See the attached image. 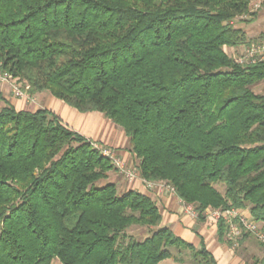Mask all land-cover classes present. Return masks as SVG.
Instances as JSON below:
<instances>
[{"label":"trees","instance_id":"obj_1","mask_svg":"<svg viewBox=\"0 0 264 264\" xmlns=\"http://www.w3.org/2000/svg\"><path fill=\"white\" fill-rule=\"evenodd\" d=\"M251 1L0 0V72L120 126L140 176L166 181L199 218L207 207L248 210L264 232V94L252 89L264 60L239 64L224 50L262 41L234 25L256 18ZM113 169L51 111L6 101L0 264L182 263L184 251L217 264L202 239L163 226L148 195L101 184ZM133 225L150 232L137 239ZM225 229L219 221L221 243Z\"/></svg>","mask_w":264,"mask_h":264},{"label":"crops","instance_id":"obj_2","mask_svg":"<svg viewBox=\"0 0 264 264\" xmlns=\"http://www.w3.org/2000/svg\"><path fill=\"white\" fill-rule=\"evenodd\" d=\"M251 3L258 4V7L255 9L254 7H250L251 11L257 12L256 18L252 22L237 21L235 27L242 28L249 39L260 38L264 40V0H253ZM239 47L240 49L242 48V46L236 48L225 46L224 50L229 54L239 49ZM0 90L4 97V100L0 101L3 102V105L7 101L17 110L47 109L73 131L79 133L89 141L95 142L97 145L112 148L126 164L137 167L138 159L130 151L131 142L129 138L124 134L120 126L112 123L102 113L98 111H79L64 101L53 97L46 91L35 93L33 95L34 101L27 103L19 98L8 95L9 89L5 85H0ZM105 182L115 183L120 193L136 190L148 195L155 201L161 212V224L163 226L169 227L176 235L195 246H198L202 239L206 248L213 254L217 264H220L222 258L226 262V251L216 236V224L211 221L195 219L185 215L175 195L166 191H159L158 189H147L138 181L127 183L114 170L108 172V177L101 181V184Z\"/></svg>","mask_w":264,"mask_h":264},{"label":"built area","instance_id":"obj_3","mask_svg":"<svg viewBox=\"0 0 264 264\" xmlns=\"http://www.w3.org/2000/svg\"><path fill=\"white\" fill-rule=\"evenodd\" d=\"M250 7H254L255 9L258 7V4L250 3ZM262 60H264V42H258L250 46H245L241 54L234 57V61L239 64H253ZM11 79L14 81L15 78H13L8 73L0 72V82H12ZM11 90L14 96L23 99L27 98L25 92L22 91L16 83L11 84ZM93 145L100 150L104 157H107L112 161L114 166L120 170V173L125 177L126 180L131 182L134 181V179L139 178L143 182L142 184L144 187L147 189H158L159 191L169 192L178 198L182 207L181 210L185 215L193 218H197L199 216V213L191 205L185 203L177 196L173 186L167 182H153L140 177L137 167H130L122 164L121 160L112 148L98 146L97 144ZM201 215H203L208 221L214 223L222 221L226 226L225 236L230 240H237L241 238L244 232H251L255 234L260 240H264V232H262L259 225L251 219L247 210L238 208L221 209L207 207Z\"/></svg>","mask_w":264,"mask_h":264},{"label":"rangeland","instance_id":"obj_4","mask_svg":"<svg viewBox=\"0 0 264 264\" xmlns=\"http://www.w3.org/2000/svg\"><path fill=\"white\" fill-rule=\"evenodd\" d=\"M236 22L237 21H234V25H235ZM260 42H264V40H262ZM244 47L245 46H242L241 49L239 47V49L234 50L233 52L229 53L228 55L231 56L233 58V60H234V57L236 55L241 54V52L243 51ZM8 82H5V81L4 82H0V85H5V86L8 87V89H9V91L7 92L8 95H11V96H13L15 98H19V97L14 96L12 94V92H11L12 91L11 90V84L16 83L19 86V88L22 91H24L25 94L27 95L26 99H23V98H19V99H21L22 101H25L27 103L34 101V97H33L34 94H30L29 93V91H28L29 87H26L27 85L22 84L20 81H18L17 78H15L14 81L12 80V82L11 81H8ZM252 89L254 90V92L264 94V80L259 82L256 86H252ZM1 106H3V102H0V107ZM92 143L96 144L95 142H92ZM98 146H100V145H98ZM117 156L121 160L122 164H124L125 166L132 167L131 165L126 164V162H124L123 159H121V157L119 155H117ZM110 162L112 163L111 160H110ZM113 166H114V164H113ZM113 170L116 171L118 173V175L122 179H124L127 183H132V182H135V181L143 183L139 178H136V179H134V181L129 182L120 173V170H118L115 166H114ZM110 171H112V170H110ZM153 182H166V181H164V180H156V181H153ZM214 187L217 190H219L220 192H223V190H224V186L222 184H220V183L215 184ZM189 205H191L196 210L194 205H192V204H189ZM195 219H200L201 220V218H199V216L197 218H195ZM202 219L208 221L207 219L204 218L203 215H202ZM214 224H216V227H217V223H214ZM149 232L150 231H149L148 227L140 226V225H133L127 230L128 234H131L132 236H134L137 239H143L144 237H146L149 234ZM227 240L230 242V244L228 243ZM258 240H260V239L257 238L254 235L248 236L246 238H239L237 240H230V239L226 238V242H222V243L220 242V243H221L222 247L226 251L227 258L225 259L226 262H224L223 258H222L223 262L221 261L220 264H258L257 261L262 257V255L264 253L262 248L258 244ZM172 251L175 253L176 250L173 248ZM181 255H182L181 257L183 258V262L182 263L174 261V260L168 258V259H164V260L160 261L158 264H194L193 261L191 260V256L189 255L188 252L184 251V252H182ZM52 264H60V263L57 260H53Z\"/></svg>","mask_w":264,"mask_h":264}]
</instances>
